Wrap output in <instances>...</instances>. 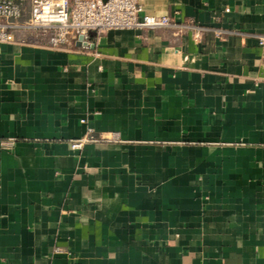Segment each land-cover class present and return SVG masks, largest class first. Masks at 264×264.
Here are the masks:
<instances>
[{
	"label": "crops",
	"instance_id": "obj_1",
	"mask_svg": "<svg viewBox=\"0 0 264 264\" xmlns=\"http://www.w3.org/2000/svg\"><path fill=\"white\" fill-rule=\"evenodd\" d=\"M141 4L196 28L0 43V264H264V0Z\"/></svg>",
	"mask_w": 264,
	"mask_h": 264
},
{
	"label": "built area",
	"instance_id": "obj_2",
	"mask_svg": "<svg viewBox=\"0 0 264 264\" xmlns=\"http://www.w3.org/2000/svg\"><path fill=\"white\" fill-rule=\"evenodd\" d=\"M142 1L31 0L30 17L20 23L25 0H0V43L12 42L17 29L33 31L37 36H47L53 47H60L72 44L79 36L86 42L90 31L99 34L108 30L168 26L196 28L191 21L179 23L169 16L142 13ZM225 33L227 31L215 30L217 37ZM258 42L261 45L264 43V32L258 36ZM80 123L85 124V118H81ZM103 138L98 137L92 128L86 127L83 135L73 139L70 146L73 150H79L86 143Z\"/></svg>",
	"mask_w": 264,
	"mask_h": 264
},
{
	"label": "water",
	"instance_id": "obj_3",
	"mask_svg": "<svg viewBox=\"0 0 264 264\" xmlns=\"http://www.w3.org/2000/svg\"><path fill=\"white\" fill-rule=\"evenodd\" d=\"M105 1V0H104ZM95 32H93V31H90L89 32V35H93ZM76 43H77V45H79V44H81V43H85L84 41H83V37L82 36H79L78 37V40L76 41Z\"/></svg>",
	"mask_w": 264,
	"mask_h": 264
}]
</instances>
